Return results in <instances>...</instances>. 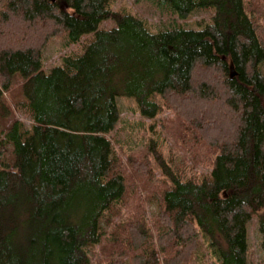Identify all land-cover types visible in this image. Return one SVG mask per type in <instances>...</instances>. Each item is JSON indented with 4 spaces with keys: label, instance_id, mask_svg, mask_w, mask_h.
<instances>
[{
    "label": "trees",
    "instance_id": "trees-1",
    "mask_svg": "<svg viewBox=\"0 0 264 264\" xmlns=\"http://www.w3.org/2000/svg\"><path fill=\"white\" fill-rule=\"evenodd\" d=\"M0 1V264H93L97 248L100 264H189L204 242L249 264L252 219L264 250V0H159L180 18L215 8L202 29L160 31L111 0ZM64 30L95 35L47 72ZM120 96L173 146L122 160Z\"/></svg>",
    "mask_w": 264,
    "mask_h": 264
},
{
    "label": "rangeland",
    "instance_id": "rangeland-1",
    "mask_svg": "<svg viewBox=\"0 0 264 264\" xmlns=\"http://www.w3.org/2000/svg\"><path fill=\"white\" fill-rule=\"evenodd\" d=\"M111 6L114 9L127 11L144 19L153 31L172 28L176 25L183 28L202 29L207 24L213 22V15L215 13V8L212 7L206 10H196L188 18H180L177 12L166 8L159 0H111ZM115 26L116 21L110 18L103 20L99 24L100 29H111ZM94 35V32L85 33L77 43H71L68 41V33L65 30L53 36L44 49V69L48 72L54 66L60 65L61 56L66 53L80 52L82 43L89 41ZM22 80V76L19 73H16L13 79L12 88L17 92L20 91ZM156 97L159 100V95ZM117 103L121 113L120 119L108 136L111 138L112 143L122 160H128L129 156L141 158L149 141L153 139L167 140L166 142L169 140L170 143H166V145L169 144L173 146V140L168 137L167 133L161 126V123L154 126V123H152L150 119L141 115L135 97L120 96L117 98ZM159 114L158 119L161 118L164 123H167V120L173 118L175 115L170 109L163 110ZM15 116L24 121L26 125L30 124V119L26 114L16 112ZM178 145L180 144L178 143ZM178 147L179 146L174 148L176 152ZM163 150L167 152L168 147L164 146ZM13 156L14 153H12V148L8 149L6 154L7 163H12ZM207 162L208 160L206 158L202 159L200 165L196 167V169H201V167ZM154 202L151 200V203ZM135 204L139 206L137 202H135ZM128 206L132 207V205L129 204ZM122 210L125 211V209ZM145 210L147 216L152 219L155 215V204L146 206ZM127 211H131V209H128ZM248 238L249 264H264V250L261 246L262 234L258 229L256 219H252L248 225ZM98 250L99 249L97 248L95 254H91L93 264L101 263L100 258L102 259V255L98 254ZM189 264L218 263L211 249L204 242L201 250L193 257Z\"/></svg>",
    "mask_w": 264,
    "mask_h": 264
}]
</instances>
